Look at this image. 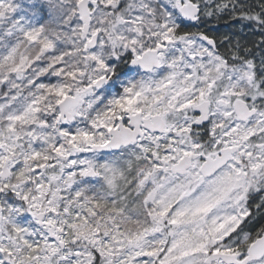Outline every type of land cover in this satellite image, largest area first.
Masks as SVG:
<instances>
[{"label":"snow or ice","instance_id":"obj_1","mask_svg":"<svg viewBox=\"0 0 264 264\" xmlns=\"http://www.w3.org/2000/svg\"><path fill=\"white\" fill-rule=\"evenodd\" d=\"M258 217L264 0H0V264H264Z\"/></svg>","mask_w":264,"mask_h":264},{"label":"trees","instance_id":"obj_2","mask_svg":"<svg viewBox=\"0 0 264 264\" xmlns=\"http://www.w3.org/2000/svg\"><path fill=\"white\" fill-rule=\"evenodd\" d=\"M213 28H218L220 32H225V31H228L229 28H228V25L226 22H221L219 25H213L212 26ZM260 223H264V218H257V221L251 225L250 227L251 228H258Z\"/></svg>","mask_w":264,"mask_h":264}]
</instances>
